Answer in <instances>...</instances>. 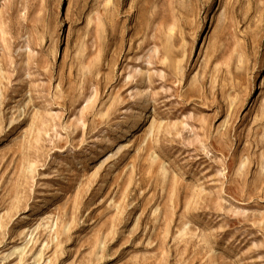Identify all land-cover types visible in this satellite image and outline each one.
<instances>
[{
	"label": "rangeland",
	"instance_id": "374dc122",
	"mask_svg": "<svg viewBox=\"0 0 264 264\" xmlns=\"http://www.w3.org/2000/svg\"><path fill=\"white\" fill-rule=\"evenodd\" d=\"M0 264H264V0H0Z\"/></svg>",
	"mask_w": 264,
	"mask_h": 264
},
{
	"label": "bare ground",
	"instance_id": "6f19581e",
	"mask_svg": "<svg viewBox=\"0 0 264 264\" xmlns=\"http://www.w3.org/2000/svg\"><path fill=\"white\" fill-rule=\"evenodd\" d=\"M141 94H142V93H141ZM141 94H140V95H141ZM142 96H143V94L141 95V97H142ZM147 117H148V116H144V117H142V119H143V120L141 121L142 124H145L146 120L148 119ZM139 121H140V120H139ZM36 144H37V143H36Z\"/></svg>",
	"mask_w": 264,
	"mask_h": 264
}]
</instances>
